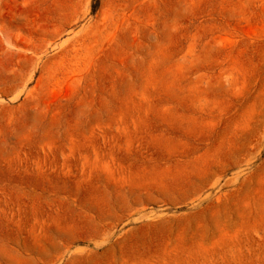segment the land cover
Here are the masks:
<instances>
[{
	"label": "rangeland",
	"instance_id": "1",
	"mask_svg": "<svg viewBox=\"0 0 264 264\" xmlns=\"http://www.w3.org/2000/svg\"><path fill=\"white\" fill-rule=\"evenodd\" d=\"M0 264H264V0H0Z\"/></svg>",
	"mask_w": 264,
	"mask_h": 264
},
{
	"label": "bare ground",
	"instance_id": "2",
	"mask_svg": "<svg viewBox=\"0 0 264 264\" xmlns=\"http://www.w3.org/2000/svg\"><path fill=\"white\" fill-rule=\"evenodd\" d=\"M82 251V250H81ZM80 255V254H79ZM75 257V256H74ZM76 258H78V257H76Z\"/></svg>",
	"mask_w": 264,
	"mask_h": 264
}]
</instances>
